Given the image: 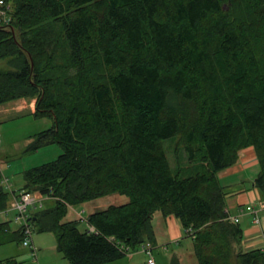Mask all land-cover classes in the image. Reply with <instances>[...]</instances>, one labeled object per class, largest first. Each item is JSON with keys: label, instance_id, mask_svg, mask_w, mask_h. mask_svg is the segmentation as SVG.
<instances>
[{"label": "trees", "instance_id": "trees-1", "mask_svg": "<svg viewBox=\"0 0 264 264\" xmlns=\"http://www.w3.org/2000/svg\"><path fill=\"white\" fill-rule=\"evenodd\" d=\"M5 1L0 106L35 99L32 116L52 124L24 151L62 149L22 172L21 190L51 202L31 214L34 231L69 264H108L154 243L158 212L193 232L196 264H264V249H242L218 177L252 147L264 202V0ZM8 195L0 179V211ZM113 195L128 201L89 214L94 232L66 219ZM10 223L0 246L22 244Z\"/></svg>", "mask_w": 264, "mask_h": 264}, {"label": "rangeland", "instance_id": "rangeland-1", "mask_svg": "<svg viewBox=\"0 0 264 264\" xmlns=\"http://www.w3.org/2000/svg\"><path fill=\"white\" fill-rule=\"evenodd\" d=\"M5 68L6 62L0 60V69ZM51 124V120L35 119L32 114L28 112H23L21 114L15 112H11L10 114L0 113V179L1 184L4 183L7 186L6 191L9 193L6 207L0 211V222L11 221L15 216V212L11 210V205L15 200L18 199V194L20 191H23L21 190L23 186L22 172L26 169L38 167L52 162L62 154V149L56 144L42 147L34 152L28 153L24 151L25 147L27 146L25 142L29 140V138L34 134L48 129ZM176 143L177 142L175 140L167 145L168 157L173 167L175 166V155L173 150L175 149ZM33 193L38 197L37 204L41 203L42 205H51V202L48 201L47 198L37 192ZM104 200H108L110 201L109 203L113 204H123L128 201L126 197L117 195H113ZM261 202L262 203H260V207L261 205H264L262 200ZM96 205H98V203L89 202L85 205L70 207L66 219L79 221L78 229L80 231H84L86 227L88 228L86 224V218L89 214L97 211L95 208ZM225 210L227 209L225 208ZM262 210H264V208H262ZM262 210H259V220L261 218V223L264 225V211ZM30 212L31 211L28 213L29 221L32 216L31 214L33 213ZM156 214L158 213L156 212L154 216ZM10 224L12 227H15V224L12 222ZM186 236L192 240L191 235ZM32 240L34 241L33 244L37 251L38 264H69V262L56 251L55 238L52 234H39L36 233L33 228ZM144 245L145 244L140 245V247L134 252L126 249L125 257L135 252H139L140 254H145L147 257V263L149 257L143 251ZM149 246L151 250V257L154 259L152 253L153 246L152 244H149ZM155 255L157 257L158 264H161L158 254ZM9 258L16 259L19 264H35L31 258L29 249L23 247L22 244H17L15 242L0 246V261ZM124 262H126L125 259L117 261L116 263L108 264H125ZM184 264H196V260L191 252L185 254Z\"/></svg>", "mask_w": 264, "mask_h": 264}, {"label": "crops", "instance_id": "crops-1", "mask_svg": "<svg viewBox=\"0 0 264 264\" xmlns=\"http://www.w3.org/2000/svg\"><path fill=\"white\" fill-rule=\"evenodd\" d=\"M35 109V99H18L0 106L1 114H10L15 112L21 114L28 112L32 114ZM31 141L27 140L25 144ZM258 173V164L254 149L252 147L245 148L239 152L237 163L220 172L218 174L222 186L225 188L226 209L231 216L238 215V210L248 205L260 208V194L256 188L252 186V182ZM99 199L93 201L98 203L96 210L106 209L111 203ZM85 205V204H83ZM264 211V210H262ZM158 213V212H157ZM254 224L249 214L239 217V224L243 231L242 249L250 251L254 249H264L263 230L264 225L261 223ZM87 228V227H86ZM153 228L155 241L153 246V257L155 263L168 264L173 256H177L181 263L184 264V256L188 252L192 253V240L187 237L184 229L174 216L163 217L160 213L153 217ZM34 242V241H33ZM126 260L125 264H146L147 257L145 254L135 252L121 260ZM120 260V261H121ZM116 263V262H114Z\"/></svg>", "mask_w": 264, "mask_h": 264}, {"label": "built area", "instance_id": "built-area-1", "mask_svg": "<svg viewBox=\"0 0 264 264\" xmlns=\"http://www.w3.org/2000/svg\"><path fill=\"white\" fill-rule=\"evenodd\" d=\"M12 11L11 4L6 2L5 0H0V25L8 26L10 23V13ZM4 188L7 186L2 183ZM38 197L33 192L28 191H20L18 194V199L15 200L11 205V210L15 212V216L12 218L10 222L15 224V226L22 228L23 232V241L22 246L29 249L31 258L35 264L37 263V251L34 247L32 240L33 227L31 226L28 220V213H30L40 209L42 204H37ZM264 205H261L260 208H255L254 206L248 205L245 208L238 210V215L230 216L227 210H225L227 214V219L231 220L234 223H239V217L244 214H249L252 217V222L254 224H259V210H262ZM88 232H94V228L88 227ZM186 234H191L192 231L190 229L185 231ZM143 251L149 257L146 264H155L154 259L151 257V250L149 244H145L143 246Z\"/></svg>", "mask_w": 264, "mask_h": 264}]
</instances>
